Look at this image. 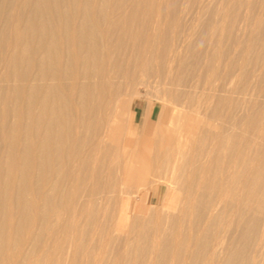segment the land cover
<instances>
[{"label": "rangeland", "instance_id": "1", "mask_svg": "<svg viewBox=\"0 0 264 264\" xmlns=\"http://www.w3.org/2000/svg\"><path fill=\"white\" fill-rule=\"evenodd\" d=\"M53 1V16L59 17L55 23L64 30L76 24L92 36L83 39L91 53L89 64L76 66L63 58L56 67L61 78H52V66L41 70L35 63L41 42L56 52L68 49L67 40H52L45 23L38 28L28 23L32 10L41 8L40 0H0V264H253L251 255L264 228V0L46 4ZM35 18L42 20L44 14ZM157 19L162 25L154 29ZM15 43L19 49L12 48ZM15 49L17 64L9 60ZM147 49L151 57L141 70ZM103 64L117 68L111 70L118 76L109 90L110 105L102 108L94 96H85L98 81L87 70ZM210 64L215 67L212 86L204 78ZM73 69L85 75L74 77ZM42 72L44 81L37 78ZM228 78L231 86L223 87ZM75 79L87 88L72 92L81 96V126L71 134L63 115L72 114L66 86ZM38 82L63 87L57 88L54 101L64 120L52 127L47 147H41L47 124L34 121L40 111ZM113 126L119 127L117 140L110 135ZM53 130L56 136L61 133L59 143ZM219 131L222 145L212 140ZM181 139H187L182 149L175 145ZM238 146L248 160L257 157L262 169L254 188L259 198L253 197L243 216L236 203L241 178L229 180L226 171L231 150ZM143 153L149 154V165L140 163ZM125 165L135 173L126 172ZM153 186L164 193L157 204L149 201ZM216 238L222 247L214 260Z\"/></svg>", "mask_w": 264, "mask_h": 264}, {"label": "bare ground", "instance_id": "2", "mask_svg": "<svg viewBox=\"0 0 264 264\" xmlns=\"http://www.w3.org/2000/svg\"><path fill=\"white\" fill-rule=\"evenodd\" d=\"M65 1V0H64ZM50 2H52V0H40V4L42 5L41 6V8L39 7V9H35V10H32V12H31V18L29 19L30 21H28V23L30 22V25L32 26V28H38L40 25L42 26L44 23H45V25H46V27L49 29V32L51 33V36H52V40H54L55 42H57V43H62V42H65L66 40V42H67V44H68V46H67V50L66 51H64V52H66L65 54L66 55H64V52L63 51H58V52H56L55 51V49L53 50V51H55L54 53L52 52V50L51 49H49L48 47H50V44H49V46L48 47H46V44H43L42 42H41V40H40V46H39V50H36L35 52L37 53V52H39V54H40V58H35V60H37V62H35L36 64L38 63V66H39V68H41V70H43L45 67L47 68L48 66L49 67H53V71H50V72H52V74H53V77H52V75H51V77L52 78H61L62 77V75L63 74H61V73H63L62 71H61V73L58 71V68H56V67H58V66H60V64L62 63V60H64V59H66V57H68L69 58V60H71L76 66H78V65H80L81 63L82 64H89L88 63V61H89V59H90V50H88L89 48H88V46H87V44H85L84 43V40L83 39H86V38H88L89 37V39H88V41L92 38V36H91V38H90V35H89V33L90 32H86L85 30H83L82 29V27L81 26H78V25H71V26H69V27H66V29L64 30V29H62L61 28V26L58 24V23H55L56 22V19H58L57 17H54L53 15L54 14H56L57 13V10H56V8H57V5H54L55 4V1H53V3L51 4V6H49L48 4H46V3H50ZM37 3V2H36ZM64 3V2H63ZM63 3H61V4H63ZM70 4H71V2H70ZM65 5V4H64ZM65 8H66V6H65ZM72 8V7H71ZM83 9V8H82ZM62 10V9H61ZM65 10V9H64ZM82 11V10H81ZM80 11V12H81ZM56 12V13H55ZM136 12V11H135ZM37 14H41V15H43L44 14V18L42 19V20H38V21H36V16H37ZM46 15H50V16H53L55 19L54 20H52V22H50L48 19H46L45 17H47ZM5 16V15H4ZM26 17V16H25ZM55 21V22H54ZM78 21V20H77ZM82 21V20H81ZM57 22H58V20H57ZM75 23H77V22H75ZM213 23V22H212ZM62 24H64V23H62ZM154 25H153V27H154V29H159L160 27H161V25H162V21H161V19H157L156 21L154 20V23H153ZM68 25V24H67ZM9 26V25H8ZM18 26V25H17ZM85 26V25H84ZM143 26V25H142ZM94 27V26H93ZM44 28V27H43ZM110 28H112V27H110ZM242 28V27H241ZM16 29V39H17V37H18V34L17 33H19V31H17V28H15ZM91 29V28H90ZM146 29V28H145ZM40 30H41V27H40ZM38 31H39V29H38ZM96 31V30H95ZM127 31V30H126ZM131 31V30H130ZM42 32H43V30H42ZM93 32V31H92ZM104 32V31H103ZM21 34V33H20ZM19 34V35H20ZM154 34V33H153ZM103 35V34H102ZM174 35V34H173ZM156 36V35H155ZM130 37V36H129ZM179 37V36H178ZM94 38V37H93ZM105 38V37H104ZM103 38V39H104ZM15 39V40H16ZM18 39H20L19 37H18ZM150 39V38H149ZM157 39V38H156ZM21 40V39H20ZM51 40V39H50ZM51 40V41H52ZM87 40V39H86ZM100 40V39H99ZM188 40V39H187ZM48 41V40H47ZM106 41V40H105ZM65 42V43H66ZM91 42V41H90ZM148 43L150 42L149 40L147 41ZM153 42H154V40H153ZM182 42V41H181ZM50 43V42H49ZM105 43V42H104ZM164 43V42H163ZM17 43H15L14 44V46L12 47V48H14V47H17L18 49H19V47H18V45H16ZM86 46H85V45ZM107 44V43H106ZM150 44H154V43H150ZM149 44V45H150ZM48 45V44H47ZM56 45V44H55ZM149 45H147L148 47H149ZM156 45V44H155ZM159 45V44H158ZM157 45V46H158ZM57 46V45H56ZM61 46H63V45H61ZM96 46V45H95ZM144 46V45H143ZM142 46V47H143ZM146 46V47H147ZM102 47V46H101ZM108 47V46H107ZM147 47V48H148ZM173 47V46H172ZM112 48V47H111ZM140 48V47H139ZM161 48V47H160ZM18 49H15V51L16 52H14V53H12V55L10 54V57H9V60H12L13 59V61H14V63H18V59L20 58V57H18L17 55L19 54V51H18ZM35 49V48H34ZM38 49V48H37ZM91 49V48H90ZM101 49V48H100ZM110 49V48H109ZM146 49V48H145ZM154 49V48H153ZM172 49V48H171ZM102 50V49H101ZM103 50H105L104 48H103ZM107 50V49H106ZM111 50V49H110ZM109 50V51H110ZM13 51V50H12ZM137 51H138V49H137ZM144 51V50H143ZM148 49H147V53L144 55L143 54V58L141 59V61L139 62V69L141 68V70L142 69H147V66H148V63H149V60H150V54H148ZM152 51V50H151ZM157 51V50H156ZM107 52V51H106ZM146 52V51H145ZM17 55H16V54ZM118 53V52H117ZM166 53V52H165ZM211 53V52H210ZM15 54V55H14ZM95 54V53H94ZM106 55V54H105ZM19 56H20V54H19ZM107 56V55H106ZM108 56L110 57V54H108ZM111 56H113V55H111ZM165 56H166V54H165ZM175 56V55H174ZM36 57V56H35ZM92 57V56H91ZM117 57H118V55H117ZM64 58V59H63ZM113 58V57H112ZM123 58V57H122ZM127 58V57H126ZM130 58V57H129ZM153 58V57H152ZM212 58V57H211ZM103 59H105V58H103ZM110 59V58H109ZM118 59V58H117ZM67 60V59H66ZM101 60V59H100ZM123 60V59H122ZM140 60V59H139ZM7 61V60H6ZM107 62H108V59L106 60ZM173 61V60H172ZM172 61H171V65H172ZM68 62V61H67ZM110 62V61H109ZM114 62V61H113ZM137 62V61H136ZM9 63H10V61H9ZM64 63H66L65 61H64ZM70 63V62H69ZM106 63V62H105ZM123 63H124V60H123ZM111 64H112V66H113V63H112V61H111ZM111 64L107 67L106 66V64H105V66H104V64H103V66H101V68L100 69H96L94 72H92V70H90L89 71V69L87 70L88 71V73L87 74H89V76H91L92 78H93V80L94 79H98V81H93V83L92 82H89V84H87V85H90V83H92L91 85H92V87H93V90H92V87H91V91H88V90H90V89H87V94H86V98H91V96L93 97H95L96 99H97V103H99L101 106H102V108L103 107H107L108 105H110L109 104V99H110V97H109V90L111 91V89H110V87H111V85H113L112 84V81L114 80V78L116 77V76H118V72L116 73L114 70H111V69H113V68H115V67H110L111 66ZM151 64V63H150ZM175 64V63H174ZM168 65H170V64H168ZM175 65H177V64H175ZM180 65V64H179ZM234 65V64H233ZM76 66H72V68H74V67H76ZM137 66V65H136ZM173 66V65H172ZM205 66V65H204ZM209 66V65H208ZM109 67H110V70H109ZM126 67V66H125ZM138 67V66H137ZM137 67H135V68H137ZM167 67V66H166ZM81 68V67H80ZM120 68V67H119ZM197 68V67H196ZM202 68H203V66H202ZM215 68V67H214ZM214 68H213V66H211V64H210V66H209V69H208V67H206V69H208L207 70V76L206 77H204V78H206V84L208 85H211L212 84V79H213V75H214ZM218 68V67H217ZM243 68V67H242ZM77 69V68H76ZM76 69H73L74 71H76ZM130 69H131V67H130ZM138 69V68H137ZM150 69V68H149ZM179 69V68H178ZM204 69H205V67H204ZM203 69V70H204ZM46 70H48V69H46ZM78 70V69H77ZM82 70V69H81ZM115 70L117 71L118 69L117 68H115ZM74 71H72L71 70V72L73 73ZM135 71V70H134ZM201 71V70H200ZM200 71H199V73H200ZM206 71V70H205ZM204 71V72H205ZM65 73H66V71H64ZM78 72H80V71H76L75 73H74V77L76 76V77H82V76H84L85 75V73H83L82 75L81 74H79ZM84 72V71H83ZM44 72H42L41 74L40 73H38L39 74V76L37 77L38 79H40V80H43L44 81V79H45V73L43 74ZM198 73V72H197ZM67 74V73H66ZM65 74V75H66ZM167 74V73H166ZM261 74V73H260ZM25 75V74H24ZM68 76H69V78L72 76V74L71 75H69V74H67ZM68 76H66V77H68ZM149 76V75H148ZM241 76V75H240ZM63 77H64V75H63ZM73 77V76H72ZM197 77V76H196ZM226 77V76H225ZM35 78V77H34ZM167 78V77H166ZM67 79V78H66ZM73 79V78H72ZM78 79V78H77ZM200 79V78H199ZM229 79V78H228ZM40 80H37V81H40ZM49 80V79H48ZM64 80V79H63ZM62 80V81H63ZM68 80V79H67ZM82 80V79H81ZM80 80V81H81ZM90 80V79H89ZM92 80V79H91ZM50 81V80H49ZM80 81H78V80H73V81H71V83L69 82V81H67V82H69L70 84L68 85V86H66V88H67V90H68V93H69V98L71 99L70 100V103L68 104V105H66V107L68 106H71V113L72 114H66V115H63V116H66V120H65V122H67V126H68V129H69V132L71 133H73V131L74 130H76V132H79V131H77V129H78V127H80L81 125H80V109H81V104H80V97L81 96H78V97H75V94H73L72 92H73V90H77V89H79L80 88V90L82 89V87H85L86 85V82H83V84H82V82L80 83ZM226 82L223 84V87H228V84L230 85V82H231V80L229 79L228 81L227 80H225ZM52 82V81H51ZM59 82V81H58ZM67 82H65V83H67ZM169 82V81H168ZM47 84H45V83H37V85H36V89H37V95H38V104H39V109H40V111H39V113L37 114V116H36V114L34 115V117H36L35 118V123L36 124H38L39 126H42V124H47V126H45V127H43V128H45V131H46V129H47V132H45L43 129V131H41V133H42V135H46L47 134V137H45V139H44V145H43V143H42V146L41 147H43V146H49V142H50V140H51V136H52V127L54 126V125H61V120L60 119H62V120H64L63 119V117L61 118L60 116V114H59V111H58V109H57V105L58 104H56V102L57 101H54V99H56L57 97H56V94H57V92H56V90H57V88L59 87H61V85H60V83L57 85V83H54V84H52V83H50V84H48L47 86H46ZM208 85V86H209ZM46 86V87H45ZM63 86H64V84H63ZM212 86V85H211ZM231 86V85H230ZM113 87V86H112ZM111 87V88H112ZM46 88V89H45ZM58 88V89H59ZM63 87H61L60 88V90L62 89ZM65 88V89H66ZM85 88H87V86L85 87ZM89 88V87H88ZM114 88V87H113ZM204 89H205V87H204ZM210 89H212L211 87H210ZM228 89V88H227ZM64 90V89H63ZM85 90V89H84ZM115 90V89H114ZM113 90V91H114ZM226 90V89H225ZM112 91V92H113ZM79 92V91H78ZM211 92V91H210ZM94 93V94H93ZM59 94V93H58ZM58 94H57V96H58ZM239 94V93H238ZM59 97V96H58ZM62 97V96H61ZM112 97H114V95L112 96ZM221 97V96H220ZM85 98V99H86ZM68 99V98H67ZM117 99V98H116ZM58 101H59V99H58ZM85 101V100H84ZM96 102V101H95ZM112 104V103H111ZM65 105V104H64ZM106 105V106H105ZM113 105V104H112ZM63 106H61V108H62ZM100 107V106H99ZM27 108V107H26ZM70 108V107H69ZM108 108H110V107H108ZM63 109V108H62ZM61 109V110H62ZM95 109V108H94ZM94 109H92V110H94ZM60 110V111H61ZM63 111V110H62ZM61 111V112H62ZM70 111H69V113H70ZM100 111V110H99ZM98 111V112H99ZM60 112V113H61ZM105 112V111H104ZM104 112L102 113V114H104ZM107 112V111H106ZM109 112V111H108ZM94 113V112H93ZM25 114H26V112H25ZM61 114H63V113H61ZM98 114V113H97ZM107 114V113H106ZM106 114H105V116H106ZM110 114V113H109ZM93 115H95V114H93ZM26 116V115H25ZM33 117V118H34ZM97 117V116H96ZM95 117V118H96ZM99 117H102V119H104L103 117L104 116H100L99 115ZM107 117V116H106ZM105 117V119L107 120V118ZM100 119V118H99ZM101 119V120H102ZM116 119H117V116H116ZM29 120V119H28ZM92 120V119H91ZM105 120V121H106ZM194 121H197V122H199L200 121V119L199 118H197L196 120L194 119ZM194 121H190V127H189V129H190V131H192V128L194 127V125H193V123H194ZM63 122V121H62ZM118 122V121H117ZM115 123V122H114ZM196 123V122H195ZM25 124V123H24ZM197 124V123H196ZM261 124V123H260ZM58 125V126H59ZM106 125V124H105ZM66 126V127H67ZM115 126H117V125H115ZM210 126V125H209ZM217 126V125H216ZM46 127H48V128H46ZM114 127V126H113ZM213 127V126H212ZM218 127V126H217ZM230 127V126H229ZM118 128L119 127H114V128H112V129H110V131H111V138H113V139H116L117 137H118ZM210 128H211V126H210ZM213 128H215V127H213ZM211 129V130H214V129ZM218 129V128H217ZM256 129V128H255ZM14 130V129H13ZM58 130H60V128L58 129ZM105 130V129H104ZM159 130V129H158ZM157 130V131H158ZM161 130H162V128H161ZM254 130V129H253ZM257 130V129H256ZM188 131V130H187ZM215 131H216V129H215ZM218 131V130H217ZM53 132H54V130H53ZM67 132V131H66ZM69 132H67L68 134H66L67 136L69 135ZM75 132V133H76ZM105 132V131H104ZM103 132V133H104ZM40 132L38 133V135H40L41 134ZM56 133H58V132H56ZM71 133V134H72ZM106 133V132H105ZM255 132L253 131V134H254ZM54 134H55V132H54ZM77 134V133H76ZM235 134V133H234ZM252 134V133H251ZM252 134V135H253ZM258 134V133H257ZM260 134V133H259ZM60 135H61V133H60ZM59 135V133H58V135L57 136H60ZM103 135H105V134H103ZM106 135H108V134H106ZM57 136H56V134H55V136L53 135V137L55 138L56 137V139H57ZM109 136V135H108ZM173 136V135H172ZM172 136H171V138H169V142H171L172 141V143H173V138H172ZM186 136H188V135H186ZM74 137H76L75 136V134H74ZM110 137V136H109ZM157 137V136H156ZM159 137V136H158ZM170 137V136H169ZM189 137V136H188ZM223 137H224V134H222L221 133V131H219V132H217V134H215V136H213V139L212 140H215V142H216V144L217 145H222V143H224L225 141V138L223 139ZM261 137V136H260ZM155 138V137H154ZM161 138V137H160ZM159 138V139H160ZM244 138V137H243ZM242 138V139H243ZM245 138H247V137H245ZM250 138V137H249ZM252 138V137H251ZM58 139H60V138H58ZM56 140V141H58V143H59V140ZM104 139V138H103ZM158 139V140H159ZM168 139V138H167ZM188 139V138H187ZM187 139H185V140H187ZM261 139H263V138H261ZM72 140V139H71ZM117 140V139H116ZM157 140V139H156ZM171 140V141H170ZM185 140L184 139H181V140H179L178 141V143H176L175 145L177 146L178 144H179V146L181 147V149H182V147L186 144H184V142H185ZM251 140V139H250ZM250 140H248L247 142H249ZM55 140L54 139H52V141L51 142H54ZM60 141H62V139H60ZM234 141V140H233ZM241 141V140H240ZM239 141V142H240ZM252 141V140H251ZM168 142V141H167ZM166 142V143H167ZM168 142V143H169ZM174 142H176L175 140H174ZM238 142V143H239ZM246 142V143H247ZM57 142L55 143L56 145L58 144ZM241 143V142H240ZM250 143V142H249ZM248 143V144H249ZM255 143V142H254ZM259 143H260V141H259ZM258 143V144H259ZM54 144V143H53ZM87 144V143H86ZM52 145V144H51ZM174 145V146H175ZM216 145V146H217ZM236 145V144H235ZM239 145V144H238ZM244 145V144H243ZM256 145V144H255ZM39 146H40V144H39ZM248 146V145H247ZM253 146V145H252ZM252 146H251V148H252ZM260 145H258V147H259ZM45 147V148H46ZM51 147H53V146H51ZM56 148H57V146H55ZM55 147H53L54 149H55ZM109 147V146H108ZM196 147H197V145H196ZM218 147V146H217ZM220 147V146H219ZM218 147V148H219ZM232 147V146H231ZM231 147H229V148H231ZM249 147V146H248ZM254 147V146H253ZM65 148H66V146H65ZM177 148H179V147H177ZM195 148V147H194ZM213 148V147H212ZM245 148V145H244V147H243V149ZM250 148V149H251ZM47 149V148H46ZM45 149V150H46ZM54 149H52V150H54ZM180 149V148H179ZM231 149H233V148H231ZM246 149V148H245ZM244 149V150H245ZM99 150V149H98ZM178 150V149H177ZM255 150V149H254ZM181 151H183V154H184V150H181ZM186 151V150H185ZM246 151V150H245ZM258 151H259V149H258ZM49 152V151H48ZM140 152V151H139ZM204 152V151H203ZM231 157H229L230 159L228 160V164H227V169H226V171H229L230 172V174H228L229 175V180H232L231 178H233V177H239V178H241L240 180H239V182H241V187H240V192H239V194L237 195V198H236V200H237V207L239 208V210H238V212H239V214L241 215V216H243V213H244V209H249L248 207H249V205L251 206V201H253V197H256L257 196V189H254V188H256V186L259 184V182H260V178H261V172H262V169H261V166H260V164L256 161L257 160V157H254V155H253V157L254 158H256V160H254V159H247V158H245L243 155H242V153L244 154V151L242 150L241 151V146L239 147H236V149L234 150H231ZM247 152V151H246ZM250 152V151H249ZM24 153V152H23ZM53 153V152H52ZM180 153H182V152H180ZM248 153V152H247ZM255 153H257V152H255ZM254 153V154H255ZM54 154V153H53ZM196 154V153H195ZM205 154V153H204ZM208 154V153H207ZM259 154V153H258ZM41 155V154H40ZM46 155V154H45ZM198 155V154H197ZM83 156V155H82ZM138 156V155H137ZM141 156H143V157H141V162L140 163H142L144 166L145 165H149L150 164V157H149V154L148 153H143V155H141ZM194 156V155H193ZM248 156V158H249V155L247 154L246 155V157ZM53 157H55V156H53ZM79 158L81 157V156H78ZM106 157V156H105ZM184 157V156H183ZM189 157V156H188ZM195 157V156H194ZM251 157V156H250ZM262 157V156H261ZM39 158V157H38ZM252 158V157H251ZM131 159V158H130ZM191 159H193V158H191ZM195 159V158H194ZM28 160V159H27ZM133 160V162H135V163H138V161H139V159L137 158V159H132ZM199 160V159H198ZM198 160H196L198 163H199V161ZM203 160V159H202ZM80 161V160H79ZM201 161V160H200ZM48 162V161H47ZM132 162V163H133ZM203 163V162H202ZM217 163V162H216ZM142 164H140V165H142ZM207 164V163H206ZM206 164H204L205 166H206ZM226 164V163H225ZM128 165V164H127ZM127 165H125L126 167H127V170H126V167L124 166L123 168H125L124 170H126V172H128V170L129 171H131V172H129L130 174L131 173H133L134 171L131 169V167H130V169H128V166ZM138 165V164H137ZM264 165V164H263ZM80 166V165H79ZM78 166V167H79ZM136 166V165H135ZM138 167V166H137ZM80 168V167H79ZM198 168H201V167H198ZM205 168V167H204ZM203 168V169H204ZM202 169V170H203ZM208 169V168H207ZM172 170V169H171ZM201 170V171H202ZM133 171V172H132ZM205 171V170H204ZM214 171V170H213ZM264 171V170H263ZM21 172V171H20ZM125 172V171H124ZM123 172V174H126V175H128L127 177H129V173L127 174V173H124ZM190 172V171H189ZM210 172V171H209ZM74 173V172H73ZM135 173V172H134ZM219 173V172H218ZM77 174H78V172H77ZM76 174V175H77ZM136 174H137V172H136ZM135 174V175H136ZM140 174V173H139ZM208 175V174H207ZM216 175V174H215ZM75 176V175H74ZM131 176V175H130ZM134 176V175H133ZM132 176V177H133ZM137 176H138V174H137ZM140 176V178H141V176H142V178H143V175L141 174V175H139ZM145 176V175H144ZM219 176V175H218ZM145 177H147V175L145 176ZM145 177L142 179L145 183L147 182L146 180H147V178L145 179ZM135 178H136V176H135ZM201 178H202V180H203V177L201 176ZM66 179V178H65ZM213 179V178H212ZM263 179V178H262ZM140 180V179H139ZM139 180L137 181L139 184L140 183H142L143 184V182H139ZM141 180V181H142ZM226 180H228V179H226ZM228 180V181H229ZM152 181V180H151ZM158 181V180H157ZM159 181H161V179L159 180ZM162 181H163V179H162ZM207 181V180H206ZM236 181V180H235ZM235 181H233V183L235 182ZM224 182V181H223ZM232 182V181H231ZM230 182V183H231ZM238 182V183H239ZM264 182V181H263ZM148 183V182H147ZM226 183V182H225ZM224 183V184H225ZM237 183V182H236ZM235 183V184H236ZM141 184V185H142ZM212 184V183H211ZM261 184V183H260ZM121 185V184H120ZM149 185V184H148ZM203 185V184H202ZM234 185V184H233ZM239 185V184H238ZM144 186V185H143ZM236 186V185H235ZM240 186V185H239ZM260 186V185H259ZM74 187V186H73ZM151 187V186H150ZM229 187H232V186H229ZM234 187V186H233ZM238 187V186H237ZM261 187V186H260ZM224 188H226V187H224ZM257 188H258V186H257ZM110 189V188H109ZM149 190H150V188H149ZM226 190H227V188H226ZM236 190H238V189H236ZM76 191V190H75ZM228 191V190H227ZM226 191V193H228ZM235 191V190H234ZM234 191H232V192H234ZM231 192V191H230ZM130 193V192H129ZM235 193V192H234ZM229 194V193H228ZM236 194H237V191H236ZM262 194H264V193H262ZM119 195V194H118ZM234 195V194H233ZM233 195H232V197H233ZM261 195V194H260ZM129 196V195H128ZM230 196V195H229ZM236 196V195H235ZM264 196V195H263ZM263 196H262V198H263ZM97 197V196H96ZM231 197V198H232ZM258 197V196H257ZM261 197V196H260ZM234 198V197H233ZM259 198V197H258ZM94 201V200H93ZM256 201V200H255ZM115 205V204H114ZM85 206V205H84ZM184 206V205H183ZM187 208V207H186ZM104 209H105V207H104ZM237 211V210H236ZM11 213V212H10ZM14 214V212L12 211V214H11V216H14L13 215ZM73 217V216H72ZM75 217V216H74ZM10 218V217H9ZM8 218V219H9ZM72 219V218H71ZM118 219V218H117ZM121 219V218H120ZM208 219V218H207ZM211 220V219H210ZM213 220V219H212ZM208 221V220H207ZM207 221H205V222H207ZM204 222V223H205ZM118 223V222H117ZM120 223V222H119ZM208 223V222H207ZM70 229V228H69ZM10 230V229H9ZM218 235H216V237H217ZM220 237V236H219ZM222 238V237H221ZM220 238V239H221ZM217 239V238H216ZM218 240V239H217ZM222 241H217V243H216V245L214 246V248H213V250H212V258L215 260V259H218V258H214L213 256H218L217 255V253L219 252L218 251V249L220 250V247H222L221 246V243ZM155 246V245H154ZM63 247V246H62ZM12 249V248H11ZM156 249V248H155ZM152 250V249H151ZM218 251V252H217ZM210 254H211V252H209ZM263 255H264V228L262 229V232H261V234L259 235V237H258V239H257V241H256V244H255V247H254V252H253V255H251L252 256V262L251 263H253V264H262L263 263ZM211 258V257H210ZM205 260V259H204ZM211 263V262H210ZM215 262H213V264H214Z\"/></svg>", "mask_w": 264, "mask_h": 264}, {"label": "crops", "instance_id": "3", "mask_svg": "<svg viewBox=\"0 0 264 264\" xmlns=\"http://www.w3.org/2000/svg\"><path fill=\"white\" fill-rule=\"evenodd\" d=\"M133 105H134V102H132L130 106L131 110L133 108ZM134 116L135 115H133V118ZM163 196H164V193L162 192V188L159 186H153L149 194V201L153 204H157L161 202V200L163 199Z\"/></svg>", "mask_w": 264, "mask_h": 264}]
</instances>
